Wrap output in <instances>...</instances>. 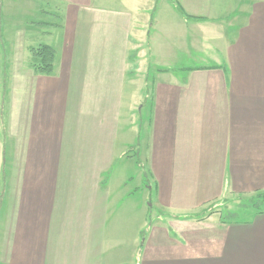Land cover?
<instances>
[{"label": "crops", "instance_id": "obj_1", "mask_svg": "<svg viewBox=\"0 0 264 264\" xmlns=\"http://www.w3.org/2000/svg\"><path fill=\"white\" fill-rule=\"evenodd\" d=\"M55 1L51 33L0 0V159L8 105L26 161L8 183L0 167V264H264V204L245 221L211 209L264 193V0ZM178 32L219 58L176 68L196 48L175 52ZM42 43L52 75L31 67ZM136 143L150 163L130 187Z\"/></svg>", "mask_w": 264, "mask_h": 264}, {"label": "rangeland", "instance_id": "obj_2", "mask_svg": "<svg viewBox=\"0 0 264 264\" xmlns=\"http://www.w3.org/2000/svg\"><path fill=\"white\" fill-rule=\"evenodd\" d=\"M212 1V0H211ZM15 4L19 5L15 7H19V10L22 12L23 15H19V19H21L22 21L25 19V17L29 16L31 19H33V21H43L45 23L44 26L48 27V28H43V25H39L40 27H42L45 30H49L51 33H53L55 31L56 26L53 25H59L61 20H60V15H59V11L55 9V7H57L56 5L58 4L55 0H15ZM211 4V3H210ZM232 6L237 5V1L231 3ZM58 6H60L58 4ZM64 6V5H61ZM60 6V8H61ZM39 8H42V11H39ZM211 17L209 18V23H211V25L215 22L214 20H216V24L221 23L224 24V22H226L224 19H226L228 22H232L229 21V18H233V17H226L225 15H217V14H211ZM197 18V17H195ZM208 18L206 19L208 21ZM214 21L212 23V21ZM58 27V26H57ZM149 28V27H148ZM205 28H208L205 26ZM219 30V29H218ZM26 33H30V31L26 32V29L24 31H22V33L19 36V41H22V39H24V37H26ZM199 33V32H198ZM9 34V32H8ZM187 33L182 34L181 32H178L177 34H175L174 37L177 38V40L179 41L177 44V47H174V51L178 52L179 48L182 47V44H191L193 47H196L195 44H197V39L198 35L195 32V34H193V36L195 37V39L188 34L187 39H186ZM192 38H191V37ZM221 34L218 33V37H220ZM10 37V36H9ZM28 38H25V42L28 41ZM219 39V38H218ZM201 43L198 44V46L196 48H193L191 53H188L189 56H186L185 54H182L181 56H179L177 58L178 63L174 64L173 66H175L176 68H184V67H197V66H202L204 64H207L205 62H209L207 57L211 58V61L213 60L216 61L217 58V54L214 50V46L212 45V43L206 42V38L205 39H199ZM205 41V42H204ZM180 43V44H179ZM216 43V42H214ZM22 44V43H19ZM43 44V43H42ZM215 45V44H214ZM38 46V44H34V47ZM53 46V45H51ZM54 47V46H53ZM55 48V47H54ZM137 47L133 46V50L135 51ZM2 54L5 58H8L9 55V50L10 47L6 46L3 44L2 47ZM30 50V49H29ZM28 50V51H29ZM174 52V53H175ZM19 57L25 56V52L22 50H19ZM29 53H31V51H29ZM10 55H12V53H10ZM31 55V54H30ZM167 57H169V55H167ZM166 56H159V60H160V64L167 59ZM32 58V57H31ZM133 70L137 69V68H143V61L136 59V61L133 63ZM159 65L157 64L156 66H152V68L154 67L157 72L161 71V69H163V67H170L172 68V65H164L161 64L160 67H158ZM20 71V70H18ZM136 85V84H135ZM138 112H134V115H137ZM3 118L2 121L4 123V126L2 130L3 133H5L7 135V140H8V145H7V153L5 155V159L2 160V156L0 159V167L1 168H6L7 169V175H5L3 178L6 179V182L8 183V179L10 176V169L11 168H15V166L20 167V166H24V163L26 162L25 160H19L16 157H19L18 155L14 154L13 149L11 147V128H9L10 122L9 121V106H5L3 114H2ZM1 135V134H0ZM2 139L3 136H0V148L2 149ZM13 146V145H12ZM4 148V147H3ZM130 152L133 150L134 152H131L130 155H132V157L135 158L134 161H132L133 164L136 163V168L133 167V165L131 164L130 169L132 170L131 175L135 178V181H132V183H130V187L135 186L139 180H141L142 177V173L141 171H145V173H148V166L147 164L150 163V161H144L142 158H139L140 154L139 152L140 147H139V143H136V146H131L129 147ZM139 155V156H138ZM143 155V154H142ZM141 155V157H142ZM131 163V161H130ZM122 167V164L119 163L118 160L115 161L113 168H117L120 169ZM124 169H126L127 171H129V166H123ZM119 177V176H118ZM118 177H115V179L117 180ZM146 181H148V176H146ZM6 182H5V186H6ZM4 186V189H5ZM143 190L144 187H143ZM263 194V192L260 193H254V194H247V195H237V194H233V195H229L227 196V198H225L224 200L215 203L214 205H212L211 209H216L219 213L223 214V216L225 218L228 219H234V220H239V221H245L250 219L253 214L255 212H257L259 209L262 208V204L260 207H257L254 202H257L261 199V195ZM156 212L153 211L152 216L150 221H155L156 220Z\"/></svg>", "mask_w": 264, "mask_h": 264}, {"label": "trees", "instance_id": "obj_3", "mask_svg": "<svg viewBox=\"0 0 264 264\" xmlns=\"http://www.w3.org/2000/svg\"><path fill=\"white\" fill-rule=\"evenodd\" d=\"M31 51V67L40 74L52 75L55 68L56 50L49 44H40L32 47ZM261 199L254 204L260 207L264 204V193L260 196ZM261 203V204H260ZM262 209V208H261ZM261 209L258 212H261Z\"/></svg>", "mask_w": 264, "mask_h": 264}]
</instances>
